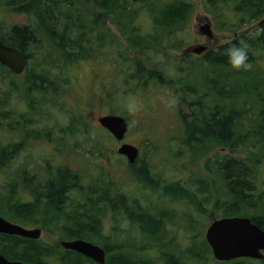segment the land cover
Here are the masks:
<instances>
[{"label": "rangeland", "instance_id": "rangeland-1", "mask_svg": "<svg viewBox=\"0 0 264 264\" xmlns=\"http://www.w3.org/2000/svg\"><path fill=\"white\" fill-rule=\"evenodd\" d=\"M0 1V21L32 28L35 16L14 11L17 4L12 5V0ZM172 1L119 0L121 8L115 10L95 4L92 33L84 25L80 30L94 47L85 61L64 65L52 51V58L41 55L36 42L27 70L14 74L0 67V145L12 148L21 143L0 171V213L17 222L23 218L16 213V195L6 191L13 175L23 168L44 184L57 165L68 166L79 177L60 207H52L58 210L50 225L53 233L40 234L48 245L36 256L46 264H68L70 257L71 264H93L89 257L66 252L59 243L76 238L107 245L102 264H218L221 261L213 257L205 229L212 218L226 216L231 195L217 160L231 156L251 165L254 193L264 192V24L257 25L259 18L237 28L229 26L230 0L218 10V22L208 0H177L188 12L186 22L159 24L156 11ZM206 22L212 38L200 33ZM58 31L43 26L39 34ZM261 34L263 38L256 42ZM237 43L247 44L255 59L251 70L260 80H249L242 74H250L247 70L204 59L208 51L221 47L228 51ZM196 44L206 45L207 54L185 52ZM41 72L43 78H33ZM210 75L226 81L218 88ZM180 109L200 117L210 111L216 117L231 116L229 139L197 134L193 145L182 144ZM104 114L126 119L128 129L122 139L97 122ZM20 126L28 130L24 140ZM122 142L140 149L138 161L136 156L130 163L117 152ZM18 191L24 201L26 193L20 185ZM40 200L45 208V200ZM118 204L124 207L119 209ZM242 207L246 211L241 213L264 214V200L256 201L253 210ZM88 208L96 226L76 229L66 221L68 213L82 216ZM44 243L35 244L41 249ZM0 251L12 259L28 257L23 244L10 248L0 242ZM244 263L264 264V259Z\"/></svg>", "mask_w": 264, "mask_h": 264}, {"label": "trees", "instance_id": "trees-1", "mask_svg": "<svg viewBox=\"0 0 264 264\" xmlns=\"http://www.w3.org/2000/svg\"><path fill=\"white\" fill-rule=\"evenodd\" d=\"M208 1L214 5V10L211 13L215 21L218 22V17L220 16L218 10H220V8H222L228 0ZM230 1L233 7V13H230L231 18L227 20V24L231 27L237 28L240 27L243 23L248 24L252 21L258 20L264 14V0ZM181 2L182 1L175 0L170 3L164 4L163 6H160L155 14L159 17L158 23L167 24L168 26L176 23L178 24L180 22L185 23L188 17V12L183 11L182 7L184 6L181 5ZM12 3V5L17 4L16 7L13 8L14 11L24 13L30 17L31 15H33L36 17V19L32 28L27 27V24H21L18 22H16L14 25L6 26V24L0 21V40L7 45H12L18 48L27 60L30 57H33L32 54L34 53V49H36L35 43L38 42L40 45V47H38L39 51L42 52L40 53L41 55L52 58V51L55 54L56 59H59L64 65L67 66L73 65L78 61H85L89 59L88 57L91 56L90 51L94 47L88 43V38L84 34H82L80 30H82V25H84L85 30L89 33H92L94 27V24L91 23L94 22L92 7H94L96 4L101 9L109 8L111 10H115L116 7L121 8L119 0H12ZM82 5L89 6V8ZM150 9H152V7ZM86 16H88V19L86 18ZM43 26L49 28L50 30L52 29V31L58 28L59 31L56 33H49L48 35H41L39 34V30ZM225 28H228V26ZM244 32L245 30L242 31V33ZM240 36L244 38L246 35L241 34ZM262 38L263 35L261 34L258 36V38H255V40L257 42ZM103 39V37L99 38V40L101 41H103ZM41 41H45L46 44L43 46L41 44ZM240 45L241 44L237 43V45L235 46L239 47ZM222 49L223 48L221 47L220 51L211 54L210 52H208L209 54L206 53L207 55L205 54L206 56L204 59L206 61H212L211 63L215 65L231 67L228 62L227 51ZM247 54V62L252 65L255 62V59L253 60V56H251L250 53L247 52ZM0 67L11 73V71L4 65L0 64ZM27 69L28 67H25V70ZM247 71L250 74H242L248 76L249 80L256 78L255 80H253L255 82L257 79H261L257 78L255 76V73H253L251 69ZM229 74L231 73L229 72ZM32 76L34 79H37L43 78L44 74H42L41 72L39 74H36L35 76ZM218 77V75H210L209 79H212L216 83L217 87L221 88V82L226 81V79L224 78L223 80H221V78ZM184 92L185 90H183V96H185ZM194 107L196 106L191 105L192 110H194ZM189 112H185L181 109L178 110V116L181 120V123L179 125L180 130L178 131L184 133V138L180 139V142L182 144L186 145L188 143L190 145H193L192 140L197 139V136L200 137L202 135L207 137H217L223 140L229 139V134L231 133L230 127L232 125L231 116L218 115V117H216L215 114L211 113L210 111L203 113L200 117L197 115H188ZM109 113H111V111ZM2 115L3 114L0 113V116ZM6 125L8 127H12L9 124V121L6 122ZM2 126L3 118L0 117V127ZM20 130L23 134L20 139H23V137L27 135L28 130L24 128V126H20ZM261 135L264 139V134ZM222 142L224 143V145H228L226 141ZM19 143H15L13 146H11L12 148H9V146L7 145H0V171L4 170L7 167L5 162L7 161L8 157L10 158L17 154V148L18 146L19 148L21 146V143ZM138 157L139 156H137L136 161L139 160ZM217 162L221 171V178L224 181V185L227 191L231 195V200L229 201L227 209L223 214L226 216H248L252 220V222L256 223L261 229L264 230L263 213H241L246 211V207H242L243 205H247L250 209L253 210V207L256 206V201L264 200V192H258L256 194L254 193V191H256V186L253 180V168L250 169L251 165L241 159H237L231 156L224 158L221 161L217 160ZM49 176H51V180L44 184V182L37 181V176L34 173H30L28 170L23 168V172L21 174L19 173L17 174V176L13 175V179L10 181V184L8 185L6 191L7 194L16 195L18 201L15 205L16 208H23L22 214L24 224L43 223L46 225V232L53 233L50 225L54 224L53 221L56 218L54 212L56 211L55 213L58 215V210L54 209V211L52 207H60V204L63 202L64 197L68 198V193L72 190L73 187H76L75 179H79V177H76L75 173L72 172L66 165H57L53 167L50 171ZM19 185L22 188V192L26 193L27 195L26 196L24 194L26 197L24 201H20V199L23 197L19 196ZM40 199L45 200V208H41V204H39L41 202ZM118 205L119 209L124 207L120 204ZM110 208L113 209L114 207ZM50 209H52L53 211L50 212ZM84 212L85 214H83L82 216L76 213V211L68 213V217L66 216V221L71 222L72 227H75L76 229L84 227L85 224L91 227L96 226L97 221L95 222L93 219L91 208H88ZM36 214H38L39 216H36ZM5 216L8 217L7 214H5ZM84 218L86 220H83ZM71 220H73V222ZM142 221L143 220H140V222ZM65 231H68V229H66ZM69 235V237L74 236V234L71 235V233H69ZM10 239L16 241L19 239V237ZM11 240L8 239L7 241H4L2 243L5 245H11L13 244ZM22 240L23 246H25V254L28 257L18 258L17 260L32 262L36 264H46L45 262L40 261L38 256L36 255L37 251L44 252V249L46 248L48 243H44V241H42L41 239L23 238ZM39 242L44 243L41 245V249H38L35 244ZM203 244L205 246V249L207 248L209 250L208 245L205 241H203ZM106 246L107 245L105 244L102 245L105 250V256L107 252L105 248ZM65 251L67 252L69 251V249H66ZM0 252H2L7 258H11L6 254L5 251ZM72 258L73 257L69 258L68 264L72 263ZM247 259L248 258H237L226 262H219L218 264H246L244 263V261ZM88 260L93 264H98L90 258Z\"/></svg>", "mask_w": 264, "mask_h": 264}, {"label": "water", "instance_id": "water-1", "mask_svg": "<svg viewBox=\"0 0 264 264\" xmlns=\"http://www.w3.org/2000/svg\"><path fill=\"white\" fill-rule=\"evenodd\" d=\"M264 24V15L258 20L257 25ZM200 33L207 38H212L209 22L200 26ZM203 44L187 47L185 52L201 54L204 51ZM27 59L22 52L0 40V64L7 67L14 74H20L26 67ZM101 126L106 128L116 139H122L128 129L126 119L117 114H104L97 118ZM117 152L123 154L127 161L133 162L138 155V147L129 142H122L117 147ZM0 231L8 234L37 239L40 229L37 227L26 228L16 223L9 222L0 217ZM205 239L211 248L213 257L218 261H228L239 257L254 259L264 258V230L248 216H223L212 218L205 229ZM64 249L73 250L97 263H104L105 250L103 247L82 238L60 240ZM0 264H36L21 260L7 259L0 253Z\"/></svg>", "mask_w": 264, "mask_h": 264}, {"label": "flooded vegetation", "instance_id": "flooded-vegetation-1", "mask_svg": "<svg viewBox=\"0 0 264 264\" xmlns=\"http://www.w3.org/2000/svg\"><path fill=\"white\" fill-rule=\"evenodd\" d=\"M24 16H26V17H28V15H25L24 14ZM22 24H25V23H22ZM205 47H206V45H205ZM204 47V48H205ZM207 51H208V48L206 47L205 49H204V51L201 53V54H203V53H207ZM208 52H210V51H208ZM205 53V54H206ZM200 54V55H201ZM139 149V148H138ZM140 152V149H139V151H138V153ZM16 213L19 215V216H21L22 215V211H23V208H21V207H18V208H16ZM0 217H2V218H4L5 220H7V221H9V222H12V223H16V224H19V225H21V226H24V227H26V228H33V227H37V228H39L40 229V234H41V232H43V234H45V232H46V225L45 224H43V223H41V224H34V225H30V224H24L23 223V218L21 217V221L20 222H17V221H14V220H12V219H9L8 217H6L5 215H3L2 213H0ZM209 224V223H208ZM26 225V226H25ZM19 237V239L18 240H11L10 238H14V237ZM23 238H27V237H23V236H19V235H16V234H8V233H5V232H1L0 231V242L2 243V242H4V241H7L8 239L9 240H11V242L13 243V244H11V245H9L10 246V248H13V246H16V248H21V246H22V244H23ZM31 239V238H30ZM3 244V243H2ZM1 254H3L2 252H0ZM4 255V254H3ZM5 256V255H4ZM6 257V256H5ZM7 258V257H6ZM7 259H9V258H7ZM10 259H12V258H10ZM249 260H251V259H253L254 260V258H248ZM264 259V258H263ZM12 260H16V259H12ZM257 260H259V259H257ZM262 260V259H261ZM228 261H230V260H228ZM221 262H226V261H221Z\"/></svg>", "mask_w": 264, "mask_h": 264}, {"label": "clouds", "instance_id": "clouds-1", "mask_svg": "<svg viewBox=\"0 0 264 264\" xmlns=\"http://www.w3.org/2000/svg\"><path fill=\"white\" fill-rule=\"evenodd\" d=\"M247 44H241V46H233L228 49L227 56L228 62L235 70H250L251 64L248 63Z\"/></svg>", "mask_w": 264, "mask_h": 264}, {"label": "bare ground", "instance_id": "bare-ground-1", "mask_svg": "<svg viewBox=\"0 0 264 264\" xmlns=\"http://www.w3.org/2000/svg\"><path fill=\"white\" fill-rule=\"evenodd\" d=\"M48 21V20H47ZM53 21V20H52ZM33 35V34H32ZM32 38V37H31ZM36 40V39H35ZM29 43V42H28ZM29 182V181H28ZM76 183V182H75ZM33 184V183H32ZM126 206V205H125Z\"/></svg>", "mask_w": 264, "mask_h": 264}]
</instances>
